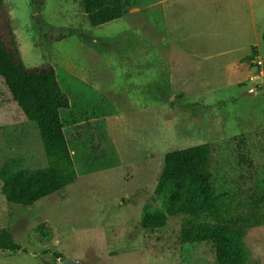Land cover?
<instances>
[{
  "label": "rangeland",
  "instance_id": "1",
  "mask_svg": "<svg viewBox=\"0 0 264 264\" xmlns=\"http://www.w3.org/2000/svg\"><path fill=\"white\" fill-rule=\"evenodd\" d=\"M131 0L93 26L82 0H5L28 66L52 64L77 179L32 205L7 201L0 229L22 248L0 264H217L213 244L185 251L184 232H240L245 264H264V0ZM164 37L167 40L164 41ZM244 137L253 160L240 164ZM210 143L216 212L169 217L157 193L168 152ZM48 165L40 130L0 77V177Z\"/></svg>",
  "mask_w": 264,
  "mask_h": 264
},
{
  "label": "trees",
  "instance_id": "2",
  "mask_svg": "<svg viewBox=\"0 0 264 264\" xmlns=\"http://www.w3.org/2000/svg\"><path fill=\"white\" fill-rule=\"evenodd\" d=\"M93 26L123 17L131 0H82ZM0 77L27 119L37 123L48 165L30 172L12 171L0 177L2 193L10 203L32 205L62 190L78 177L75 160L65 132L62 112L70 108L68 98L58 88V69L52 64L28 66L21 53L5 0H0ZM213 147L203 143L168 152L157 193L166 199L164 209L147 210L143 226L164 227L171 216L199 217L216 212L212 172ZM240 164L253 160L244 137L238 144ZM184 250L211 243L217 264H245L250 251L240 232L220 223L196 225L184 232ZM22 246L0 229V249L18 250Z\"/></svg>",
  "mask_w": 264,
  "mask_h": 264
},
{
  "label": "crops",
  "instance_id": "3",
  "mask_svg": "<svg viewBox=\"0 0 264 264\" xmlns=\"http://www.w3.org/2000/svg\"><path fill=\"white\" fill-rule=\"evenodd\" d=\"M180 4H183L182 0H160L159 5L163 11L168 13L169 10L180 8ZM164 41L167 40V37L163 38Z\"/></svg>",
  "mask_w": 264,
  "mask_h": 264
}]
</instances>
